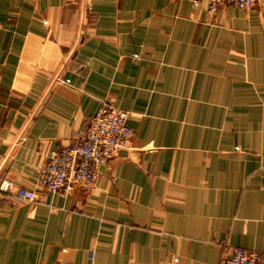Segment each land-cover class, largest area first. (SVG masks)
Instances as JSON below:
<instances>
[{
  "label": "crops",
  "instance_id": "crops-1",
  "mask_svg": "<svg viewBox=\"0 0 264 264\" xmlns=\"http://www.w3.org/2000/svg\"><path fill=\"white\" fill-rule=\"evenodd\" d=\"M0 0V264H264V0ZM134 135L70 194L49 153L101 104Z\"/></svg>",
  "mask_w": 264,
  "mask_h": 264
},
{
  "label": "built area",
  "instance_id": "built-area-1",
  "mask_svg": "<svg viewBox=\"0 0 264 264\" xmlns=\"http://www.w3.org/2000/svg\"><path fill=\"white\" fill-rule=\"evenodd\" d=\"M191 1L195 7L200 5V0ZM224 2L244 11L253 10L257 4V0H208V12L214 13ZM128 118V111L112 104H101L84 135L49 153L38 169L37 188H20L13 180L3 178V190L23 200L35 201L40 190L70 194L78 185L94 184L98 168L131 141L134 130L128 124ZM258 260L257 252L236 246L223 254L218 264H257Z\"/></svg>",
  "mask_w": 264,
  "mask_h": 264
}]
</instances>
